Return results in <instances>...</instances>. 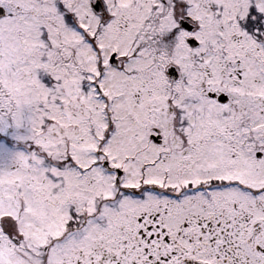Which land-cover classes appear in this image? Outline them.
<instances>
[{
	"label": "snow or ice",
	"instance_id": "obj_1",
	"mask_svg": "<svg viewBox=\"0 0 264 264\" xmlns=\"http://www.w3.org/2000/svg\"><path fill=\"white\" fill-rule=\"evenodd\" d=\"M0 264H264V0H0Z\"/></svg>",
	"mask_w": 264,
	"mask_h": 264
}]
</instances>
